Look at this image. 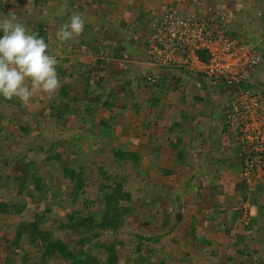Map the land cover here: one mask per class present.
<instances>
[{
	"label": "rangeland",
	"instance_id": "rangeland-1",
	"mask_svg": "<svg viewBox=\"0 0 264 264\" xmlns=\"http://www.w3.org/2000/svg\"><path fill=\"white\" fill-rule=\"evenodd\" d=\"M117 1L0 0V18L14 15L32 32L45 33L46 51L58 59L56 67L61 81L55 95L36 91L27 104L15 97H0V201L8 199L12 205L11 212L0 208V264H68L56 252L49 257L44 254V241L32 224L37 222V229L54 231L64 239L67 234L58 225L67 212L83 207L98 213L100 208L104 209L105 183L115 186L121 182L125 189L121 190L119 205L130 210L117 231L109 229L96 239L103 248L105 244L115 245L118 264H264V183L248 184L251 188L257 185L262 191L258 202L261 201L263 211L257 215L256 232L247 236L248 227L242 224L246 219L241 225L236 223L235 240L222 245L227 248L223 254V247L203 243V235L196 237L180 227V211L186 212L183 220L188 217L190 223L193 221L182 197L196 194L192 197L194 202L201 197L193 192L196 189H188L190 176L177 172L167 182L176 188L171 193L177 195V203L171 197H158L151 189L159 185L154 179L158 180L162 169L135 165L137 159L131 156L134 151L125 148L123 110L114 112V107L124 104L127 59L139 57L134 50L140 47L146 50L147 45L142 42L147 35L141 31L131 35L127 31L134 28L129 22L116 20L126 9ZM256 1L224 0L222 4L248 11L256 6ZM73 13L85 18L84 31L72 41L60 42L56 33ZM115 24H121L125 33L116 35ZM259 74L257 81L263 87L264 64ZM116 92L122 98L111 103ZM59 108L64 110V118L58 116ZM104 120L106 132L102 133ZM225 136L228 140L227 133ZM236 154L237 151L229 167L237 173ZM68 177L76 182L71 183ZM38 178L44 188L40 197L35 198L28 193L37 192ZM232 182L227 184L232 186ZM239 203L242 206L244 201ZM191 211L196 209L192 207ZM20 229L23 234L18 238ZM139 233L156 239L140 240ZM104 251L97 248L96 259H104Z\"/></svg>",
	"mask_w": 264,
	"mask_h": 264
},
{
	"label": "crops",
	"instance_id": "crops-1",
	"mask_svg": "<svg viewBox=\"0 0 264 264\" xmlns=\"http://www.w3.org/2000/svg\"><path fill=\"white\" fill-rule=\"evenodd\" d=\"M223 1L118 0L117 5L126 9L122 17L117 16L119 19L116 20L129 22L128 25L135 29L127 31L132 32L131 35L138 31L145 34L148 32L150 13L158 16L167 8L200 11L207 5ZM117 5L115 4L116 7ZM116 7L115 15L118 11ZM235 9L239 12V20L233 28L242 32L246 30L257 37L263 30L264 23L258 22L261 27L256 25V29L251 28L245 20L247 11ZM115 15L112 16L116 17ZM120 25H113L116 35L125 33ZM143 44L145 45V41ZM144 49L140 47L134 50L139 53L140 60ZM127 63L128 77L125 75V80L128 87L123 97L124 104L121 107L116 105L114 112L123 110V127L126 132L124 144L125 148L135 152L131 155L137 159L134 164L162 169L158 180L154 179L159 185H154L151 191L158 197H171L177 203V195L171 193L176 188L167 182L177 172L182 176L187 174L191 183L188 189L198 190L193 192L201 197L195 202L192 197L196 194L182 197H185L189 208L188 216L192 214L193 221L190 223L188 217L183 220L182 215L186 212L180 211L178 218L183 221L181 228L192 231V235L196 237L203 235V243H211L215 248H221L235 240L234 230L238 228L236 223L241 225L246 219L248 221L242 224L248 227L250 234L247 236H252L253 231L256 232L257 215L263 211L261 201L258 202L262 191L257 185L251 188L248 186L249 182L242 183L236 172L228 171V167L235 160L236 152V146L225 136L224 104L230 95L229 89L208 84L200 74L191 75L186 71L153 68L133 61ZM156 72L159 80L146 83L145 77ZM117 94L116 92L114 99L111 98V103H117L122 98L121 94ZM104 129L105 126L102 133L106 132ZM233 180L234 183L229 186L228 181ZM199 184H203L201 188L198 187ZM211 190L214 192L210 193ZM240 201H244L242 206ZM192 207L196 211L192 212ZM254 234L256 239V233ZM222 249L225 254L227 248H221V252Z\"/></svg>",
	"mask_w": 264,
	"mask_h": 264
},
{
	"label": "built area",
	"instance_id": "built-area-1",
	"mask_svg": "<svg viewBox=\"0 0 264 264\" xmlns=\"http://www.w3.org/2000/svg\"><path fill=\"white\" fill-rule=\"evenodd\" d=\"M247 13L249 26L261 27L264 0ZM151 14L144 56L127 60L200 74L208 84L229 89L224 125L236 146L237 175L249 183H264V86L257 81L264 64V26L257 37L235 30L239 12L222 2L200 11L167 8L158 16ZM157 74L147 75L146 83L157 82Z\"/></svg>",
	"mask_w": 264,
	"mask_h": 264
},
{
	"label": "clouds",
	"instance_id": "clouds-1",
	"mask_svg": "<svg viewBox=\"0 0 264 264\" xmlns=\"http://www.w3.org/2000/svg\"><path fill=\"white\" fill-rule=\"evenodd\" d=\"M85 23L81 14L73 13L57 31V40H74L84 31ZM149 23L150 16L147 36ZM0 33H3L0 35V97H15L27 104L36 91L55 95L61 86L56 67L59 61L46 51L45 39L18 22L14 15L0 18Z\"/></svg>",
	"mask_w": 264,
	"mask_h": 264
},
{
	"label": "trees",
	"instance_id": "trees-1",
	"mask_svg": "<svg viewBox=\"0 0 264 264\" xmlns=\"http://www.w3.org/2000/svg\"><path fill=\"white\" fill-rule=\"evenodd\" d=\"M39 36L46 40L45 33H40ZM89 110L90 109L88 108L87 111L89 112ZM57 114L58 116L64 118L65 112L63 109L59 108ZM101 123L105 125L107 121L104 120ZM6 163L8 165V161H6ZM80 174L81 173L79 172V175ZM68 178L71 183L76 182L72 178ZM37 180L38 183H36L37 187L35 188L37 192L32 190L28 193L29 196H34L35 198L40 197L44 188V185L40 179L38 178ZM121 184L122 182L115 184V186H111V184L105 183L103 186L104 197L101 196L102 200L104 201V209L100 208L98 213H94L88 208L85 210L83 207L72 209L70 212H67L66 218L62 222H59L58 225L59 229L64 232L63 234H67V237L64 239L57 237L54 231L37 229L38 223L34 222L32 226H34V230L37 231L35 233H38L39 237L44 241V254L49 257L54 252H56L60 255L61 259H64L68 264H118L119 254L117 253L115 245L105 244L103 248V244L100 241H96V239L102 236L104 232H107L109 229H114L117 231V228L124 219V215L130 210L129 207H123L119 205L121 190L123 191L125 189V187ZM85 185L86 184H84V186ZM1 187L3 188V186ZM110 187L111 190L108 191ZM38 190L40 191V194ZM86 204L87 203H85V205ZM11 207L12 205L8 199H6V202L4 203H1L0 201V208L5 212H11ZM20 211L22 212L23 209H20ZM176 220L179 221V219ZM165 222H167V220ZM178 223H176V225ZM174 228L175 225H173L172 229L170 230L173 231ZM22 234L23 231L20 229L17 233V237H22ZM138 238L140 240L156 239V237L146 236L141 233L138 234ZM97 248L101 251L105 249L104 259H96L94 252L97 250Z\"/></svg>",
	"mask_w": 264,
	"mask_h": 264
}]
</instances>
